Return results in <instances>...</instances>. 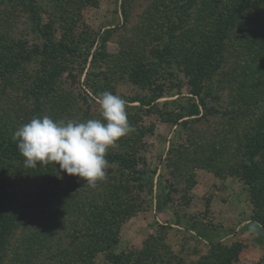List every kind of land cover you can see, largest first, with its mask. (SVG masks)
<instances>
[{
  "label": "rangeland",
  "instance_id": "374dc122",
  "mask_svg": "<svg viewBox=\"0 0 264 264\" xmlns=\"http://www.w3.org/2000/svg\"><path fill=\"white\" fill-rule=\"evenodd\" d=\"M204 10L202 0H0V140L33 117L99 118L104 91L126 100L136 129L109 150L107 178L95 188L58 165L31 179L22 161L0 155L3 193L44 194L49 179L57 182L56 200L13 230L4 264L18 255L29 264H71L79 253L106 264L107 251L122 255L121 264H191L216 254L231 259L224 264H264V222L253 220L264 218V206L242 177L247 133L258 120L243 112L260 115L264 106V0H249L240 17L243 27L260 29H232L214 62L194 60L193 72L214 69L200 90L205 108L190 96L199 83L184 63L199 54L195 46L209 51L222 36ZM98 49L103 59L92 57ZM259 71L253 98L243 87ZM188 109L198 113L180 119ZM116 155L135 157L138 172ZM18 172L23 178L13 180ZM104 234L114 241L109 250Z\"/></svg>",
  "mask_w": 264,
  "mask_h": 264
},
{
  "label": "trees",
  "instance_id": "16d2710c",
  "mask_svg": "<svg viewBox=\"0 0 264 264\" xmlns=\"http://www.w3.org/2000/svg\"><path fill=\"white\" fill-rule=\"evenodd\" d=\"M202 1H203V5L205 6V10L203 11L202 17L203 16L206 18L208 17L207 18L208 22L212 21L215 23L216 21H218L217 22L219 25L218 31L222 32L221 34L222 36L220 35L221 38L215 41L213 40L209 44V46L211 47V49L207 48L208 50L210 49L209 51H206V48H204L203 45H201L199 50L195 46V51H200L199 54H195L192 51V54L185 55V58H186L184 60L185 71L189 73V75L197 76V79H198L197 83H199L198 85L195 84L197 88L192 90V92L190 93V96L197 97V98L200 97V90L203 87L204 82L210 81V74L214 71V69L208 66V67H205L204 70L199 69L196 72H193V70H190V69L192 68V64L194 60L198 61V59L201 58V60L203 59V61L208 60V61L214 62L215 59H214L213 53L215 52L216 47H217L216 52H218V54L220 55V49L218 47L219 46L221 47L222 45L221 43L222 37H224L226 33L230 32L232 29H240L242 31L244 30L245 33L246 32L249 33L250 30L253 32L257 29H260V27L257 26L256 28L255 26L253 27V25L250 27L249 26L243 27L245 25L244 24L245 22L243 18L241 19L240 17L243 16L242 15L243 9L247 5H249V0H202ZM206 5L208 7H206ZM258 12L262 13L260 10ZM209 17H212V18H209ZM206 18H204V20ZM260 25L262 26V23ZM194 32H197V31L194 30ZM204 33H205V27L203 28L202 33H199V36L203 37ZM201 51L204 54H201ZM172 52H173V49L169 47V54H171ZM192 55H194V57ZM262 55L260 52H258L259 57H261ZM92 57L94 59L100 60L104 58V53L102 52V50L98 49L93 54ZM8 62H10V58H7V60L5 61V65H8ZM259 74H260V71L258 73L256 72L253 75V77H255L253 85L251 84L253 82H251L250 80H249L251 82L250 85L246 87L244 84L249 83V81L243 83L245 87V88L243 87V89L246 90V91H243V93H245L248 96L252 95L251 97L253 98L256 93H260V91L256 87L258 84L257 81L260 78ZM159 98L160 97L156 99L152 98L148 102H145L144 100H139V103L145 106V105H149L151 102H154ZM260 99L255 100V106H257L260 103L259 102ZM199 103L200 104H198L197 106H203V108H205L204 102L201 97L199 98ZM249 110L250 108H248L246 113L243 112L244 119L246 118L255 119L256 117H258V120L256 124V129L250 134L249 132L247 133L248 140H247V145L245 146L246 151L243 154V157L245 156L246 158L245 159L246 163L244 164L245 166H243L244 169H243L242 177L244 179L243 180L244 183L247 186H249V188L251 189L250 193L256 199L255 201L257 202V206H260L261 203H262L261 206H264V199H260V195L264 194V106L261 111L262 113L260 112L261 113L260 115L251 114ZM196 113H198L197 110L195 111L193 109H188V111L186 112V116H181L180 119H183L185 117H193L196 115ZM0 155L4 157L7 156L9 158H14L15 160H20L22 162L24 161V158L21 156L18 150L16 142L9 137L0 140ZM116 159L120 161L121 165L124 168L129 169L133 173L138 172L136 168L137 161L135 157L116 155ZM48 166L51 167L52 165H48ZM25 168H26V171L24 170L25 173H27V175L31 179H34V180L37 179V175L39 176V180L43 179V176H40L38 173L39 171H41L43 167L38 165L36 169H31L27 167ZM16 175L13 176V180H18V179L23 178L22 176H20L22 175L21 172L20 174L18 172V175L17 176ZM53 183L57 184L56 181H51L50 179L47 181V184L51 185V190L47 191L44 194H41L43 190H40L39 192H37L35 189L19 191L18 193L9 192V194H6L5 192L3 193V189L0 188V264H4V258H6L5 248L8 245L9 240L14 235L13 230L21 226L22 223L26 219H28V217L30 216V213H32L33 211L41 207H46L47 205H49L50 203L56 200V197H57L56 188H53L54 187ZM263 219L264 218L259 217L258 220H255V219L253 220L255 222L260 223V222H264ZM95 225L97 226L99 225L98 220ZM37 242L41 244L44 241L38 238ZM112 242L114 243L113 240ZM112 242H109V236L107 234H104L103 242L101 245H103L104 249H108L112 246ZM28 244L29 243H27V245ZM210 244L211 246L214 245L213 243H210ZM30 250H33L31 246L27 248V252ZM23 251L25 252V250ZM107 252H108L107 256L105 257L106 264H121L119 262H120V259L122 258V255L112 254L110 251H107ZM59 254L67 257V255H65L62 252H60ZM229 254H232V253L230 252ZM17 257L18 259L16 260V262L13 261L11 262V264H29L33 262L28 259L26 260V258H19V255ZM229 260L231 259L227 258L226 256L224 257L223 254L222 255L216 254V255L204 257L200 259L199 261L191 263V264H224V262L226 263ZM70 263L71 264H85V263L89 264V261L86 262L85 259L82 258V254L79 253L77 256H75L72 259V262Z\"/></svg>",
  "mask_w": 264,
  "mask_h": 264
},
{
  "label": "clouds",
  "instance_id": "9594fccd",
  "mask_svg": "<svg viewBox=\"0 0 264 264\" xmlns=\"http://www.w3.org/2000/svg\"><path fill=\"white\" fill-rule=\"evenodd\" d=\"M99 118L84 121L33 117L15 130L12 139L27 168L59 166L90 188L107 178L106 156L118 142L136 129L129 122L126 100L104 91L98 97Z\"/></svg>",
  "mask_w": 264,
  "mask_h": 264
}]
</instances>
